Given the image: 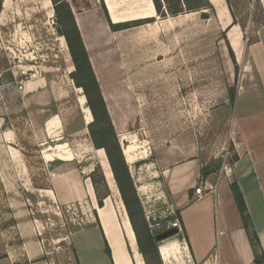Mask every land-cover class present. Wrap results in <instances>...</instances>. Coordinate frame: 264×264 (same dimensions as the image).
Returning <instances> with one entry per match:
<instances>
[{"label":"crops","instance_id":"0c3cea01","mask_svg":"<svg viewBox=\"0 0 264 264\" xmlns=\"http://www.w3.org/2000/svg\"><path fill=\"white\" fill-rule=\"evenodd\" d=\"M66 2L99 84V76L116 73L136 80L153 75L164 80L189 75L192 27L190 19L185 17L198 13L207 18L211 11L219 29L226 33L229 45L220 51L229 88H232L230 76L234 80V66L239 68L233 112L246 99L250 105L247 114L236 111L234 120L226 117L224 121V144L230 145L232 141L240 149L233 152L229 174L221 173L219 165H208L209 159L198 156L173 164L161 172L160 181L156 182L161 190L159 195L147 198L148 209L142 207L153 232L160 233L175 221L180 226V232L157 244L162 264H264V24L252 30L246 27L245 33L233 16L234 10H241L240 5L247 3L251 7L255 0H208L210 9L162 18L152 0ZM139 21L150 22L119 31L110 29V24L119 26ZM194 21L201 26L200 19L198 23ZM203 58L206 59L205 55ZM44 86L28 84L19 91L22 101L18 112L24 121H31L36 136L45 133L52 138L50 134H57L59 128L54 126L50 133L46 128L47 103L41 102L45 100ZM164 88L167 90L169 85L163 84ZM229 104L225 100L224 108L230 107ZM16 134V130L0 132V139L7 138L9 142ZM134 142L133 139L132 146L123 148L127 164L139 160ZM45 144L48 142L40 145ZM96 153L110 183L111 194L102 200V207L98 206L90 180L92 165L80 166L69 147L65 150L55 146L40 151L41 163L37 164L21 148L0 145V203L3 204L0 205V264H13V257H22L28 264H53L47 259L50 253L37 237L39 220L28 208L36 198H40L36 204L46 202L56 207L77 208L83 213L86 225L71 234L73 264H143L108 162L101 150ZM39 169L45 178L38 181L31 173ZM233 182L242 195L251 236L238 212L231 191ZM199 185L208 193L195 200L194 189ZM2 236L6 237L2 239ZM105 242L110 255L105 251Z\"/></svg>","mask_w":264,"mask_h":264},{"label":"rangeland","instance_id":"374dc122","mask_svg":"<svg viewBox=\"0 0 264 264\" xmlns=\"http://www.w3.org/2000/svg\"><path fill=\"white\" fill-rule=\"evenodd\" d=\"M239 7L241 10H234L235 15H232L236 16L245 33L248 31L246 27L252 30L264 24V0H255L251 7L247 3ZM65 15L63 10L57 15L51 0H0V132L7 134L17 131L9 142L7 138H1L0 145L21 148L37 164L41 163L40 151L55 146L65 150L69 147L78 157L80 166L85 168L92 165L91 174L96 170L94 176L99 193H105L103 187H107L110 195L96 151L101 150L108 162L106 154L103 149L94 147L89 131V126L93 125V135L97 137L98 129L104 127V122L99 121L98 126L94 125L84 91L78 87L88 83L76 71L62 36L70 32L65 24ZM194 15L185 17L186 20L190 19L192 27L189 75L165 80L153 75L136 80L132 76L116 73L113 76L101 75L100 84L97 81L122 155L123 148L132 146L135 140L134 152L139 160L132 164L125 162L136 197L141 207L146 209L147 198L157 197L161 192L156 183L160 181L161 172L173 164L198 156L209 159L208 165H219L221 168L219 156L226 150L230 153L228 159L231 164L234 151L232 141L230 145L224 144V121L226 117L234 120L236 111L245 115L248 106L250 108L248 99L234 112L233 103L224 108V101H229L228 90L231 88L227 85V70L220 58V51L229 47L226 33L219 29L211 11L207 18L198 13ZM199 19L200 27L194 21L198 23ZM198 35L201 38L198 39ZM185 46L187 51V43ZM238 74L239 68L234 66V80L230 76L229 84L236 93ZM38 83L45 85V100L43 98L41 102L47 103L46 128L49 133L54 126L59 128L57 134H50L52 138L45 133L36 136L31 121H24L22 113L18 112L22 101L19 91L28 84ZM163 84L169 85V88L162 90ZM92 99L94 101L95 97ZM86 110L89 117H86ZM96 113L102 120L98 108ZM45 141L48 144L40 145ZM112 153L115 152L112 150ZM108 168L111 171L110 166ZM43 173L39 169L31 176L39 181L45 178ZM112 180L118 199L123 204L113 175ZM39 199L36 198L33 206L28 208L39 220L37 237L46 252L50 253L47 259L53 264H70L71 260L73 264L71 234L86 225L83 213L77 208L56 207L46 202L36 204ZM0 205L3 206L2 203ZM5 237L2 236V239ZM58 245L60 249L56 250ZM12 263L28 264L22 261V257H13ZM149 264H155V261L150 260Z\"/></svg>","mask_w":264,"mask_h":264},{"label":"trees","instance_id":"16d2710c","mask_svg":"<svg viewBox=\"0 0 264 264\" xmlns=\"http://www.w3.org/2000/svg\"><path fill=\"white\" fill-rule=\"evenodd\" d=\"M51 1L55 5V11L57 15H59L60 10L65 11L66 14L64 17L66 22L65 24H67V26L69 27L70 32L68 34H63L62 36L66 40L67 46L70 51V56L73 61L74 67L76 68V71L81 75L82 79L88 83V85L87 84L79 85L78 87L82 88L84 91V95L88 102V108L90 109L94 118V125L98 126L99 121L104 122V127H99L98 129L97 137L93 135V128H92L93 125L89 126V131L92 134L93 145L96 149H103L106 154V158L109 163L113 178L116 182L118 191L121 195V199L126 210V214L128 216L130 225L135 235L138 251L141 254L145 264H149L150 260L155 261V264H162L157 249L158 242L155 240L156 233H154L149 228V225L145 220L141 204L136 197L133 181L129 175L128 167L119 148L116 134L110 122L103 99L100 95V90L97 80L92 71L88 54L82 43V39L75 24L72 12L68 4L66 3V0H51ZM152 2L154 4L157 14L161 18L166 16L174 17L184 13L210 9L208 0H152ZM203 18L206 17L203 15ZM148 22L150 21H146V22L139 21V22L124 24L119 26H114L111 25L110 23L109 24L111 30L119 31V30L140 26ZM74 81H76L77 85L79 84L76 79H74ZM228 94H229V102L233 103L235 99L234 88H230L228 90ZM93 96L95 97L94 101L92 99ZM97 108L102 113L101 114L103 117L102 120H100V118L96 113ZM112 150L115 153H112ZM207 170L208 168L204 169V176ZM95 172L96 170L90 175V178L96 193L98 206L102 207V200L109 195V192L107 190V187L106 188L103 187L105 193L103 194L99 193V189L96 184L97 182L94 176ZM231 191L238 212L241 216L242 223L246 228V230L248 231L249 235L251 236L252 230L250 226V221L246 213V208L242 199V195L240 193V190L236 182H233L231 184ZM105 245H106L105 251L107 255H110V251L106 242Z\"/></svg>","mask_w":264,"mask_h":264},{"label":"built area","instance_id":"2783aa9c","mask_svg":"<svg viewBox=\"0 0 264 264\" xmlns=\"http://www.w3.org/2000/svg\"><path fill=\"white\" fill-rule=\"evenodd\" d=\"M232 147H233L234 152H237V150L240 149V145L236 144L234 142H232ZM229 156H230V153L228 152V150H226L225 153H221L219 156L220 160L222 161V165L220 168L221 173L229 174L231 172V164L229 163V159H228ZM207 193H208V191H207ZM207 193L205 192L204 187L202 185H199L196 189H194L193 196H194L195 200H199V199L203 198ZM172 227L177 228L178 232H180V226L176 221L169 225V228H172ZM59 249H60V246L58 245L56 250H59Z\"/></svg>","mask_w":264,"mask_h":264},{"label":"water","instance_id":"95a60500","mask_svg":"<svg viewBox=\"0 0 264 264\" xmlns=\"http://www.w3.org/2000/svg\"><path fill=\"white\" fill-rule=\"evenodd\" d=\"M177 233H178V229L177 228H173V227L172 228H168V229L160 232L159 234H157L155 236V240L157 242H161L163 240H166V239L176 235Z\"/></svg>","mask_w":264,"mask_h":264},{"label":"bare ground","instance_id":"6f19581e","mask_svg":"<svg viewBox=\"0 0 264 264\" xmlns=\"http://www.w3.org/2000/svg\"><path fill=\"white\" fill-rule=\"evenodd\" d=\"M86 112H87V115H86V117H89V111L88 110H86ZM87 120H88V118H87ZM90 121V119L87 121V122H89ZM88 124V123H87ZM103 156V155H102ZM109 174V173H108ZM109 179V178H108ZM110 182V181H109ZM112 182V181H111ZM110 184V183H109ZM112 184V183H111ZM114 189V188H113ZM112 191V190H111ZM113 193V192H112ZM116 193V192H115ZM117 195V194H116Z\"/></svg>","mask_w":264,"mask_h":264}]
</instances>
